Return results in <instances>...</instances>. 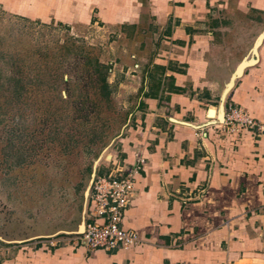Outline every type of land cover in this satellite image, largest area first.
<instances>
[{"label":"crops","instance_id":"obj_1","mask_svg":"<svg viewBox=\"0 0 264 264\" xmlns=\"http://www.w3.org/2000/svg\"><path fill=\"white\" fill-rule=\"evenodd\" d=\"M0 16L70 28L140 74L104 172L133 171L122 226L141 242L90 251L82 216L0 243V264H264V134L224 124L234 106L264 125V0H0Z\"/></svg>","mask_w":264,"mask_h":264},{"label":"rangeland","instance_id":"obj_2","mask_svg":"<svg viewBox=\"0 0 264 264\" xmlns=\"http://www.w3.org/2000/svg\"><path fill=\"white\" fill-rule=\"evenodd\" d=\"M104 53L65 26L0 16L2 246L79 224L137 99L136 68Z\"/></svg>","mask_w":264,"mask_h":264},{"label":"built area","instance_id":"obj_3","mask_svg":"<svg viewBox=\"0 0 264 264\" xmlns=\"http://www.w3.org/2000/svg\"><path fill=\"white\" fill-rule=\"evenodd\" d=\"M224 124L228 127L256 129L259 134H264L262 123L234 106L229 107ZM138 158L143 162V159ZM113 163L114 158L108 153L101 166L108 168L109 165H115ZM100 169H94L91 176L85 196L83 228L76 232L77 241L90 251L111 252L136 247L141 244L137 233L122 226L134 190L133 171L118 168L105 173Z\"/></svg>","mask_w":264,"mask_h":264},{"label":"water","instance_id":"obj_4","mask_svg":"<svg viewBox=\"0 0 264 264\" xmlns=\"http://www.w3.org/2000/svg\"><path fill=\"white\" fill-rule=\"evenodd\" d=\"M242 67H243V65H241V66L239 67L237 73L240 72V70L242 69ZM233 77H235V75H234ZM210 112H213V113H214L215 111H214V110H210ZM219 116H220V119H222L221 114H219ZM93 171H94V169H93ZM88 189H89V187H88ZM88 189H87V191L85 192V196H86V194H87V192H88ZM82 228H83V223L81 222V224H80V226H79V230H81Z\"/></svg>","mask_w":264,"mask_h":264},{"label":"trees","instance_id":"obj_5","mask_svg":"<svg viewBox=\"0 0 264 264\" xmlns=\"http://www.w3.org/2000/svg\"><path fill=\"white\" fill-rule=\"evenodd\" d=\"M97 61V60H96ZM98 66H101V65H99V64H97ZM173 90L175 91V92H177V91H181V89L180 88H177V87H174L173 88ZM89 171L91 172L92 170H91V168L89 169Z\"/></svg>","mask_w":264,"mask_h":264}]
</instances>
